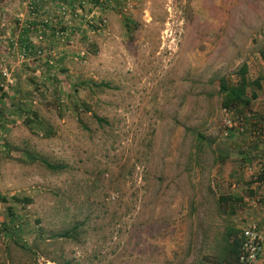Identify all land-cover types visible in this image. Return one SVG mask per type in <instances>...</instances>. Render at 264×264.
<instances>
[{
    "label": "rangeland",
    "instance_id": "374dc122",
    "mask_svg": "<svg viewBox=\"0 0 264 264\" xmlns=\"http://www.w3.org/2000/svg\"><path fill=\"white\" fill-rule=\"evenodd\" d=\"M28 17L50 48L0 56L21 73L0 70V264H214L264 223V0H0ZM249 59L258 97L225 135L219 79Z\"/></svg>",
    "mask_w": 264,
    "mask_h": 264
},
{
    "label": "trees",
    "instance_id": "16d2710c",
    "mask_svg": "<svg viewBox=\"0 0 264 264\" xmlns=\"http://www.w3.org/2000/svg\"><path fill=\"white\" fill-rule=\"evenodd\" d=\"M261 55L264 59V48L261 50ZM237 80L234 83H230L226 77L222 76L219 79V90L223 94L221 99L222 107H227L234 110L236 113L244 112L252 109L253 100L258 96L257 87H261L258 79L251 80L248 76V65L242 63L237 69ZM251 90L249 91V89ZM99 120L104 119L99 117ZM52 168H59L56 164H49ZM19 200L30 202L31 198L25 196L23 198L16 197ZM223 201H242V196L228 195L221 196ZM234 211V210H233ZM234 213V212H232ZM5 228L10 229L6 224ZM80 225L74 223L70 228H65L61 231L54 233L55 237L64 238H78L80 236ZM242 242V235L240 230L234 226H229L225 232L221 234V237L216 244L215 263L214 264H239L240 247ZM64 264H67L66 262Z\"/></svg>",
    "mask_w": 264,
    "mask_h": 264
},
{
    "label": "built area",
    "instance_id": "2783aa9c",
    "mask_svg": "<svg viewBox=\"0 0 264 264\" xmlns=\"http://www.w3.org/2000/svg\"><path fill=\"white\" fill-rule=\"evenodd\" d=\"M102 1V0H101ZM61 13L67 15L69 8L66 4L61 5ZM75 15L81 14L80 10H72ZM67 18V17H66ZM95 19L89 20V24H96ZM45 26L42 24L38 29V32L43 35ZM27 50L24 48L21 56L26 55ZM222 112L224 114L223 120L226 125L224 131L225 135H228L230 129H235L238 132H244L247 130L248 123L246 122V116L234 114L230 108L223 107ZM250 116V112L247 113ZM253 133H257V128H252ZM248 170L253 174L261 173L264 171V163L258 161V163L248 164ZM242 242L240 247L239 264H264V223L258 222L253 219L249 224L242 228Z\"/></svg>",
    "mask_w": 264,
    "mask_h": 264
},
{
    "label": "crops",
    "instance_id": "0c3cea01",
    "mask_svg": "<svg viewBox=\"0 0 264 264\" xmlns=\"http://www.w3.org/2000/svg\"><path fill=\"white\" fill-rule=\"evenodd\" d=\"M39 20H41V18H39V17H36L35 20L30 19V17H28L27 22H26L27 25H25L23 22H21V21H23V18H21V21L20 20H14L11 22V20H9V21L6 20L4 22V20H3L2 22H0L2 25H4L0 31L1 32L0 33V56L2 57V59H5L6 62H8L10 60L8 48L11 47L12 44H14V40H18L21 47H23V49L26 47L31 48L32 46L34 47V49L37 47H44L45 49L50 48V46H48V45H50V43H48L49 41L47 38H45L44 40H38L37 35H36V31L34 32V28L33 29L28 28L29 26H31V24L34 25L36 23V21H39ZM28 24H29V26H28ZM11 34L16 35L17 37L12 36ZM10 40L12 42H9ZM255 54L258 55L259 53L256 52ZM6 57H9V60ZM255 57L257 58V56H255ZM257 61H258L260 66L262 65L264 67V61H262V59L260 57L258 58ZM254 62L255 61H253V64H254ZM246 63L248 65V72H249L250 71V65H252V61L249 59V60H247ZM11 69H13V70L16 69L15 73L13 75L15 77L14 78L15 80L13 82L14 84L12 85V88H15L17 85V82H18L16 79H18L19 75L21 74L18 72L19 68L18 67L16 68V66L14 67L12 63H10V65H8V64H6V65L1 64L0 65V70H2L3 73L8 75L9 77H11V71H12ZM254 100H253V102H254ZM15 103L16 102H13V105H15ZM262 113H264V112H262ZM262 113H261V115H259L260 118L258 121H260L261 124H264V119L262 118V116L264 114H262Z\"/></svg>",
    "mask_w": 264,
    "mask_h": 264
}]
</instances>
